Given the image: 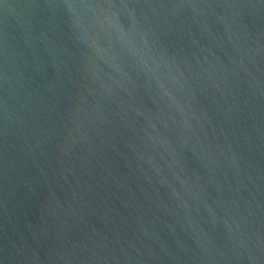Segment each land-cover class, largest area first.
Instances as JSON below:
<instances>
[{
    "label": "water",
    "instance_id": "95a60500",
    "mask_svg": "<svg viewBox=\"0 0 264 264\" xmlns=\"http://www.w3.org/2000/svg\"><path fill=\"white\" fill-rule=\"evenodd\" d=\"M0 264H264V0H0Z\"/></svg>",
    "mask_w": 264,
    "mask_h": 264
}]
</instances>
